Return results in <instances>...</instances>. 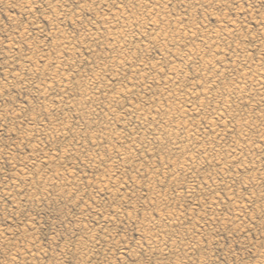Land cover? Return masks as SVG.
I'll list each match as a JSON object with an SVG mask.
<instances>
[{"label": "rangeland", "instance_id": "374dc122", "mask_svg": "<svg viewBox=\"0 0 264 264\" xmlns=\"http://www.w3.org/2000/svg\"><path fill=\"white\" fill-rule=\"evenodd\" d=\"M263 23L264 0H0V264H264Z\"/></svg>", "mask_w": 264, "mask_h": 264}, {"label": "bare ground", "instance_id": "6f19581e", "mask_svg": "<svg viewBox=\"0 0 264 264\" xmlns=\"http://www.w3.org/2000/svg\"><path fill=\"white\" fill-rule=\"evenodd\" d=\"M108 1H109V0H108ZM112 1H114V0H112ZM106 2H107V1H106ZM148 2H149V1H148ZM157 2H158V1H157ZM120 3H121V2H120ZM135 3H136V2H135ZM149 3H150V2H149ZM113 4H114V3H113ZM130 4H131V3H130ZM110 5H111V4H110ZM114 5H115V4H114ZM195 5H196V4H195ZM63 6H64V5H63ZM107 6H108V5H107ZM118 6H120V5L118 4ZM129 6H130V5H129ZM108 7H109V6H108ZM136 7H137V5H136ZM139 7H140V6H139ZM162 7H163V6H162ZM121 8H122V7H121ZM149 8H150V7H149ZM155 8H156V7H155ZM159 8H160V7H159ZM164 8H166V7H164ZM123 9H124V8H123ZM123 9H121V10H123ZM136 9H137V8H136ZM119 11H120V10H119ZM124 11H125V10H124ZM129 11H130V10H129ZM141 11H142V10H141ZM156 11H157V10H156ZM121 12H123V11H121ZM121 12H119V13H121ZM125 12H126V11H125ZM131 12H132V11H130V15H131ZM153 12H155V11H153ZM158 12H159V11H158ZM114 13H115V12H114ZM116 13H117V11H116ZM119 13H118V14H119ZM123 13H124V12H123ZM123 13H122V15H124V16L127 15L126 13H125V14H123ZM133 13H134V12H133ZM148 13H149V12H148ZM151 13H152V12H150L149 14H151ZM165 13H166V12H165ZM167 13H168V12H167ZM140 14H141V13H140ZM140 14H139V15H140ZM149 14H148V15H149ZM158 14H159V13H158ZM158 14H157V15H158ZM122 15H121V16H122ZM132 15H133V14H132ZM134 15H136V14H134ZM134 15H133V16H134ZM141 15H142V14H141ZM153 15H154V14H153ZM116 16H117V15H116ZM119 16H120V15H119ZM124 16H123V17H124ZM128 16H129V13H128ZM133 16H132V17H133ZM137 16H138V15H137ZM151 17H152V16H151ZM129 18H130V17H129ZM129 18H128V17H125L123 24L126 23V22H128V21H129ZM136 18H137V17H136ZM138 18H140V17L138 16ZM155 18H156V17H155ZM105 19H106V18H105ZM132 19H133V18H132ZM149 19H150V18H149ZM158 19H159V18H158ZM165 19H166V18H165ZM171 19H172V18H171ZM188 19H189V18H188ZM112 20H113V19H112ZM122 20H123V19H122ZM126 20H128V21H126ZM130 20H131V19H130ZM134 20H135V19H134ZM138 20H139V19H138ZM162 20H163V18H162ZM144 21H145V20H144ZM154 21H156V20H154ZM154 21H153V22H154ZM172 21H173V20H172ZM190 21H191V20H190ZM135 22H136V20H135ZM139 22H140V21H139ZM149 22H150V21H149ZM179 22H180V21H179ZM182 22H183V21H182ZM185 22H186V21H185ZM200 22H202V21H200ZM110 23H111V22H110ZM129 23H130V21H129ZM140 23H141V22H140ZM186 23H187V22H186ZM121 24H122V23H121ZM123 24H122V27H123ZM177 24H178V23H177ZM201 24H203V23H201ZM234 24H235V23H234ZM263 24H264V23H263ZM131 25H132V23H131ZM179 25H180V24H179ZM192 25H193V24H192ZM225 25H226V24H225ZM107 26H108V25H107ZM128 26L130 27V25H128ZM140 26H141V25H140ZM204 26H205V25H204ZM141 27H142V26H141ZM190 27H191V26H190ZM194 27H195V26H194ZM207 27H208V26H207ZM232 27H233V26H232ZM236 27H237V26H236ZM261 27H262V26H261ZM125 28H126V27H125ZM132 28H133V26H132ZM137 28H138V27H137ZM180 28H181V27H180ZM202 28H203V27H202ZM128 29H131V28H128ZM181 29H182V28H181ZM210 29H211V28H210ZM124 30H125V29H124ZM124 30H123V32H124ZM131 30H132V29H131ZM196 30H197V29H196ZM208 30H209V28H208ZM213 30H214V29H213ZM218 30H219V29H218ZM259 30H260V29H259ZM104 31H105V30H104ZM116 31H117V30H116ZM120 31H121V30H120ZM151 31H152V30H151ZM177 31H178V30H177ZM191 31H192V29H191ZM203 31H204V30H203ZM222 31H223V30H222ZM231 31H232V30H231ZM90 32H91V31H90ZM178 32H179V31H178ZM192 32H193V31H192ZM219 32H220V31H219ZM113 33H114V32H113ZM133 33H134V32H133ZM159 33H160V32H159ZM161 33H162V31H161ZM161 33H160V36L162 37L163 35H162ZM185 33H186V32H185ZM185 33H184V34H185ZM209 33H210V32H209ZM227 33H228V30H227ZM90 34H91V33H90ZM92 34H93V33H92ZM115 34H116V33H115ZM163 34H165V32H163ZM193 34H194V33H193ZM196 34H197V33H196ZM95 35H96V34H95ZM150 35H151V34H150ZM200 35H201V34H200ZM96 36H97V35H96ZM129 36H130V35H129ZM185 36H186V35H185ZM195 36H196V35H195ZM219 36H220V35H219ZM228 36H229V35H228ZM108 37H109V36H108ZM113 37H114V36H113ZM124 37H125V36H124ZM124 37H123V38H124ZM167 37H168V36H167ZM167 37H166V35H165V38H167ZM171 37H172V36H171ZM214 37H216V36H214ZM89 38H90V37H89ZM129 38H130V37H129ZM158 38H159V37H158ZM221 38H222V37H221ZM86 39H88V38H86ZM111 39H112V38H111ZM116 39H117V38H116ZM137 39H138V38H137ZM154 39L156 40L157 38L155 37ZM162 39H164V38H162ZM157 40H158V39H157ZM120 41H121V40H120ZM132 41H133V40H132ZM159 41H160V40H159ZM165 41H166V40H165ZM172 41H173V40H172ZM181 41H182V40H181ZM183 41H184V40H183ZM187 41H188V40H187ZM208 41H210V40H208ZM149 42H150V40H149ZM152 42H153V41H152ZM163 42H164V41H163ZM163 42H162V43H163ZM219 42H220V41H219ZM223 42H224V41H223ZM153 43H154V42H153ZM156 43H157V42H156ZM156 43H155V44H156ZM171 43H172V42H171ZM213 43H214V42H213ZM61 44H62V43H61ZM118 44H119V43H118ZM128 44H130V43H128ZM148 44H149V43H148ZM151 44H152V43H150L149 46H148L147 44H146V45H147V47H150ZM168 44H169V43H168ZM211 44H212V43H211ZM63 45H64V44H63ZM68 45H69V43H68ZM146 45H145V46H146ZM171 45H172V44H171ZM173 45H174V44H173ZM213 45H214V44H213ZM216 45H217V44H216ZM236 45H237V43H236ZM238 45H239V44H238ZM65 46H66V45H65ZM121 46L124 47L123 45H121ZM131 46H132V45H131ZM162 46H163V45H162ZM164 46L167 47L165 44H164ZM184 46H185V45H184ZM199 46H200V45H199ZM233 46H234V45H233ZM118 47H119V46H118ZM118 47H116V48H118ZM147 47H146V48H147ZM235 47H236V46H235ZM68 48H69V47H68ZM124 48H125V47H124ZM140 48H141V47H140ZM156 48H157V47H156ZM196 48H197V47H196ZM201 48H202V47H201ZM239 48H240V46H239ZM244 48H245V47H244ZM244 48H243V49H244ZM61 49H62V48H61ZM70 49H72V48H70ZM233 49H235V48H233ZM145 50H146V49H145ZM163 50H165V49L163 48ZM163 50H162V51H163ZM189 50H190V49H189ZM201 50H202V49H201ZM210 50H211V49H210ZM217 50H218V49H217ZM166 51H167V50H166ZM166 51H165V52H166ZM171 51H172V50H171ZM171 51H170V52H171ZM176 51H177V50H176ZM240 51H241V50H240ZM68 52H69V51H68ZM119 52H120V51H119ZM119 52H118V53H119ZM177 52H178V51H177ZM193 52H194V51H193ZM202 52H203V51H202ZM222 52H223V51H222ZM172 53H173V52H172ZM235 53H236V52H235ZM240 53H241V52H240ZM247 53H248V52H247ZM122 54H123V53H122ZM170 54H171V53H170ZM196 54H197V53H196ZM196 54H195V55H196ZM161 55H162V54H161ZM176 55H177V54H176ZM210 55H211V54H210ZM234 55H235V54H234ZM162 56H163V55H162ZM167 56H169V54H168ZM204 56H205V55H204ZM213 56H214V55H213ZM215 56H216V55H215ZM217 56H218V54H217ZM243 56H244V55H243ZM171 57H172V56H171ZM175 57H176V56H175ZM134 58H135V57H134ZM205 58H206V57H205ZM221 58H222V57H221ZM234 58H235V57H234ZM200 59H201V58H200ZM232 59H233V57H232ZM244 59H245V58H244ZM113 60H114V58H113ZM113 60H112V61H113ZM181 60H182V58H181ZM188 60H189V59H188ZM202 60H203V58H202ZM218 60H221V59H218ZM177 61H178V60H177ZM186 61H187V60H186ZM210 61H211V59H210ZM224 61H225V60H224ZM246 61H247V60H246ZM251 61H252V59L250 60V62H251ZM207 62H208V61H207ZM240 62H241V61H240ZM57 63H58V62H57ZM111 63H112V62H111ZM121 63H122V62H121ZM142 63H143V62H142ZM174 63H175V62H174ZM201 63H203V62H201ZM211 63H212V62H211ZM232 63H233V62H232ZM246 63H247V62H246ZM246 63H245V64H246ZM48 64H49V63H48ZM51 64H52V63H51ZM188 64H189V62H188ZM258 64H259V63H258ZM103 65H104V64H103ZM110 65H111V64H110ZM123 65H124V64H123ZM148 65H149V64H148ZM169 65H170V64H169ZM213 65H214V64H213ZM228 65H229V64H228ZM228 65H227V66H228ZM243 65H244V64H243ZM52 66H53V65H52ZM57 66H58V65H57ZM113 66H114V65H113ZM121 66H122V64H121ZM214 66H215V65H214ZM246 66H247V65H246ZM58 67H60V66H58ZM58 67H57V68H58ZM151 67H152V66H151ZM203 67H204V66H203ZM255 67H256V66H255ZM258 67H259V66H258ZM97 68H98V67H97ZM149 68H150V66H149ZM176 68H177V67H176ZM206 68H207V67H206ZM234 68H235V67H234ZM243 68H244V67H243ZM247 68H248V67H247ZM30 69H31V68H30ZM30 69H29V70H30ZM135 69H136V68H135ZM137 69H139V68H137ZM152 69H153V68H152ZM170 69H171V68H170ZM172 69H174V66H173ZM203 69H204V68H203ZM207 69H208V68H207ZM218 69H219V68H218ZM232 69H233V68H232ZM31 70H32V69H31ZM104 70H105V69H104ZM161 70H162V69H161ZM197 70H198V69H197ZM210 70H211V69H210ZM241 70H242V69H241ZM248 70H250V69H248ZM248 70H246V71H247V72H251V71H248ZM257 70H259V68H258ZM260 70H261V69H260ZM158 71H159V70H158ZM171 71H173V70H171ZM171 71L169 72V74H170V73H171V74L173 73V72H171ZM175 71H176V70H175ZM180 71H181V70H180ZM206 71H207V70H206ZM244 71H245V70H244ZM244 71H242V72H244ZM261 71H262V70H261ZM263 71H264V70H263ZM100 72H101V71H100ZM182 72H183V71H182ZM204 72H205V71H204ZM216 72H217V69H216ZM230 72H232V71H230ZM237 72H238V71H237ZM247 72H246V73H247ZM252 72H253V70H252ZM97 73H98V72H97ZM223 73H224V72H223ZM227 73H228V72H227ZM234 73H235V72H233V74H234ZM246 73H245V75H246ZM254 73H255V72H254ZM160 74H161V73H160ZM171 74H170V76H171ZM176 74H177V73H176ZM210 74H211V73H210ZM214 74H215V73H214ZM221 74H222V73H221ZM247 74H248V73H247ZM250 74L252 75V73H250ZM250 74H249V76H250ZM256 74H259V73L257 72ZM262 74H263V73H261L260 75H262ZM96 75H97V74H96ZM174 75H175V74H174ZM174 75H173V76H174ZM185 75H186V74H185ZM206 75H207V74H206ZM211 75H212V74H211ZM222 75H223V74H222ZM253 75H254V74H253ZM253 75H252V76H253ZM100 76H101V75H100ZM170 76H168V79H170ZM212 76H214V75H212ZM219 76H220V74H219ZM257 76H258V75H257ZM257 76H256V77H257ZM161 77H162V76H161ZM163 77H164V76H163ZM174 77H176V75H175ZM207 77H208V76H207ZM216 77H217V76H216ZM222 77H223V76H222ZM222 77H220V78H222ZM241 77H242V76H241ZM250 77H251V76H250ZM254 77H255V76H254ZM259 77H260V76H259ZM97 78H98V77H97ZM177 78H178V77H177ZM180 78H181V77H179V79H180ZM184 78H185V77H184ZM236 78H237V77H236ZM245 78H247V77L245 76ZM251 78H252V77H251ZM173 79H174V78H173ZM208 79H209V78H208ZM217 79H218V78H217ZM243 79H244V78H243ZM243 79H242V80H243ZM248 79H249V78H248ZM256 79H257V78H256ZM88 80H89V79H88ZM94 80H96V79L94 78ZM185 80H186V79H185ZM244 80L247 81V79H244ZM252 80H253V79H252ZM168 81H169V80H168ZM186 81H187V80H186ZM218 81H219V80H218ZM229 81H230V83L233 84V82H231V80H229ZM237 81H238V80H237ZM258 81H259V80H258ZM258 81H257V82H258ZM163 82H164V81H163ZM171 82H172V80H171ZM212 82H213V81H212ZM239 82H240V81H239ZM239 82H238V83H239ZM260 82H261V81H260ZM93 83H94V81H93ZM194 83H195V82H194ZM216 83H217V81H216ZM241 83H242V82H241ZM250 83H251V82H250ZM258 83H259V82H258ZM262 83H263V82H262ZM177 84H178V83H177ZM235 84H236V83H235ZM263 84H264V83H263ZM49 85H51V84H49ZM93 85H94V84H93ZM93 85H92V86H93ZM167 85H168V84H167ZM179 85H181V84H179ZM239 85H242V84H239ZM239 85H237V87H239ZM255 85H256V84H255ZM255 85L253 84L254 87H255ZM86 86H87V85H86ZM164 86H165V85H164ZM193 86H194V85H193ZM205 86H206V85H205ZM216 86H217V85H216ZM259 86H260V85H259ZM93 87H94V86H93ZM166 87H167V86H166ZM166 87H165V88H166ZM244 87L246 88V86H244V84H243L242 89H243ZM88 88H89V87H88ZM165 88H164V90H165ZM231 88H232V87H231ZM249 88H250V87H249ZM259 88H260V87H259ZM42 89H43V87H42ZM193 89H194V88H193ZM236 89H237V88H236ZM260 89H261V88H260ZM92 90H93V89H92ZM167 90H169V89H167ZM195 90H196V89H195ZM197 90H198V89H197ZM221 90H222V89H221ZM244 90H245V91H247V90L249 91V89H244ZM42 91H43V90H42ZM173 91H174V89H173ZM187 91H188V90H187ZM190 91H191V90H190ZM190 91H189V92H190ZM230 91H231V90H230ZM236 91H237V90H236ZM238 91H239V89H238ZM92 92H93V91H92ZM92 92H91V93H92ZM116 92H117V91H116ZM122 92H124V91H122ZM161 92H162V91H161ZM174 92H177V91H174ZM180 92H182V91H180ZM206 92H207V91H206ZM232 92H233V90H232ZM232 92H231V93H232ZM243 92H244V91H243ZM257 92H258V91H257ZM263 92H264V90H263ZM84 93H85V92H84ZM89 93H90V92H89ZM168 93H169V92H168ZM183 93H184V92H183ZM197 93H198V92H197ZM204 93H205V92H204ZM213 93H214V92H213ZM219 93H220V92H219ZM236 93H237V92H236ZM236 93H235V94H236ZM87 94H88V93H87ZM117 94H118V92H117ZM117 94H116V95H117ZM122 94H123V93H122ZM124 94H125V93H124ZM165 94H166V93H165ZM187 94H188V92H187ZM187 94H186V95H187ZM216 94H217V93H216ZM228 94H229V93H228ZM238 94H241V93H238ZM114 95H115V94H114ZM171 95H172V94H171ZM229 95H230V94H229ZM247 95H248V93H247ZM249 95H250V94H249ZM198 96H199V94H198ZM205 96H206V95H205ZM236 96H237V95H236ZM240 96H241V95H240ZM170 97H171V96H170ZM177 97H178V96H177ZM200 97H201V96H200ZM230 97H232V96H230ZM238 97H239V96H238ZM242 97H244V96L242 95ZM242 97H241V98H242ZM256 97H257V96H256ZM93 98H96V97L93 96ZM167 98H168V97H167ZM167 98H166V100H167ZM179 98H180V97H179ZM195 98H196V96H195ZM222 98H223V97H222ZM261 98H262V97H261ZM98 99H99V98H97V100H98ZM198 99H199V98H198ZM233 99H234V98H233ZM238 99H240V98H238ZM242 99H243V98H242ZM242 99H241V100H242ZM86 100H87V99H86ZM95 100H96V99H95ZM95 100H94V101H95ZM158 100H159V99H158ZM207 100H209V99H207ZM220 100H221V99H220ZM241 100H240V101H241ZM261 100H262V99H261ZM89 101H90V100H89ZM108 101H110V99H109ZM189 101H190V100H189ZM191 101H192V100H191ZM225 101H226V100H225ZM242 101H243V100H242ZM262 101H263V100H262ZM87 102H88V100H87ZM90 102H91V101H90ZM92 102H93V101H92ZM105 102H106V101H105ZM173 102H174V101H173ZM215 102H216V101H215ZM217 102H218V101H217ZM263 102H264V101H263ZM88 103H89V102H88ZM153 103H154V102H153ZM177 103H178V102H177ZM195 103H196V102H195ZM220 103H221V101H220ZM223 103H224V102H223ZM228 103H229V102H228ZM228 103H227V104H228ZM232 103H233V102H232ZM241 103H242V102H241ZM241 103H240V104H241ZM99 104H100V103H99ZM147 104H148V103H147ZM154 104H155V103H154ZM157 104H158V103H157ZM199 104L202 105L203 103H200V102H199ZM199 104H198V106H199ZM212 104H213V102H212ZM236 104H237V103H235V105H236ZM104 105H106V104H104ZM107 105H108V104H107ZM150 105H151V104H150ZM168 105H169V104H168ZM189 105H190V104H189ZM208 106H209V105H208ZM211 106H212V105H211ZM211 106H210V107H211ZM219 106H220V105H219ZM232 106H233V105H232ZM88 107H89V106H88ZM130 107H131V106H130ZM139 107H141V106H139ZM180 107H181V106H180ZM215 107H216V104H215ZM227 107H228V106H226V108H227ZM93 108H94V107H93ZM100 108H101V107H100ZM109 108H110V107H109ZM109 108H107V109L109 110ZM197 108H198V107H197ZM221 108H222V107H221ZM229 108H231V107H229ZM94 109H95V108H94ZM143 109H144V108H143ZM149 109H150V108H149ZM149 109H148V110H149ZM162 109H163V108H162ZM188 109H189V108H188ZM191 109H192V108H191ZM202 109H203V108H202ZM235 109H236V107H235ZM235 109H234V110H235ZM135 110H137V108H135ZM140 110H141V109H140ZM146 110H147V109H145L144 111H146ZM173 110H174V109H173ZM181 110H182V109H181ZM194 110L197 111V109H194ZM194 110L192 111V114H194ZM211 110H212V109H211ZM224 110H225V109H224ZM142 111H143V110H142ZM149 111H150V110H149ZM177 111H178V110H177ZM186 111H187V110H186ZM189 111H190V110H189ZM206 111H207V110H206ZM222 111H223V110H222ZM104 112H105V111H104ZM125 112H126V111H125ZM150 112H151V111H150ZM168 112H169V111H168ZM168 112H167V113H168ZM200 112H201V111H200ZM217 112H218V111H217ZM220 112H221V111H220ZM226 112H227V111H226ZM237 112H238V110H237ZM88 113H89V112H88ZM133 113H134V112H133ZM138 113H139V112H138ZM148 113H149V112H148ZM156 113H157V112H156ZM158 113H159V112H158ZM174 113H175V112H174ZM196 113H197V112H196ZM209 113H210V112H209ZM215 113H216V112H215ZM221 113H222V112H221ZM223 113H225V111H224ZM262 113H263V112H262ZM139 114H140V113H139ZM143 114H144V112H143ZM149 114H150V113H149ZM175 114H176V113H175ZM219 114H220V113H219ZM246 114H247V113H246ZM259 114H260V113H259ZM107 115H108V114H107ZM137 115H138V114H137ZM137 115H136V116H137ZM156 115H157V114H156ZM156 115H155V116H156ZM196 115H198V114H196ZM199 115H200V114H199ZM225 115H226V114H225ZM249 115H250V114H249ZM263 115H264V114H263ZM128 116H129V115H128ZM148 116H149V115H148ZM170 116H171V115H170ZM210 116H211V115H210ZM222 116H223V115H222ZM237 116H238V113H237ZM247 116H248V114H247ZM105 117H106V116H105ZM146 117H147V116H146ZM150 117H151V115H150ZM152 117H154V115H153ZM176 117H177V116H176ZM194 117H195V116H194ZM212 117H213V115H212ZM258 117H259V116H258ZM112 118H113V117H112ZM147 118H148V117H147ZM155 118H156V117H155ZM162 118L164 119V117H162ZM219 118H222V117H219ZM115 119H116V118H115ZM152 119H153V118H152ZM152 119H151V120H152ZM217 119H218V116H217ZM222 119H224V116H223ZM231 119H232V118H231ZM146 120H147V119H146ZM219 120H220V119H219ZM226 120L228 121V119H226ZM235 120H236V119H235ZM247 120H248V119H247ZM183 121H184V120H183ZM185 121H186V120H185ZM206 121H207V120H206ZM210 121H211V120H210ZM230 121H231V120H230ZM241 121H242V118H241V120H240V123H241ZM252 121H253V120H252ZM111 122H112V121H111ZM143 122H144V120H143ZM168 122H169V121H168ZM174 122H176V121H174ZM208 122H209V121H208ZM213 122H214V121H213ZM223 122H224V121H223ZM242 122H243V121H242ZM246 122H248V121H246ZM154 123H155V122H154ZM185 123H186V122H185ZM192 123H193V122H192ZM216 123H217V122H216ZM224 123H225V122H224ZM244 123H245V122H244ZM248 123H249V122H248ZM147 124H148V123H147ZM159 124H160V123H159ZM170 124H171V123H170ZM207 124H208V123H207ZM255 124H256V123H255ZM136 125H137V124H136ZM181 125H182V124H181ZM199 125H200V124H199ZM210 125H212V123H211ZM213 125H214V124H213ZM236 125H237V124H236ZM238 125H239V123H238ZM245 125H247V124H245ZM249 125H250V124H249ZM253 125H254V123H253ZM253 125H252V126H253ZM173 126H174V125H173ZM205 126H207V125H205ZM240 126H241V125H240ZM240 126H239V127H240ZM247 126H248V125H247ZM141 127H142V126H141ZM152 127H153V126H152ZM169 127H170V125H169ZM175 127H176V126H175ZM178 127H179V126H178ZM178 127H177V129H178ZM212 127H213V126H212ZM232 127H233V125H232ZM102 128H103V127H102ZM171 128H172V127H171ZM234 128H235V127H234ZM260 128H261V127H260ZM151 129H152V128H151ZM161 129H162V128H161ZM164 129H165V128H164ZM168 129H169V128H168ZM198 129H199V128H198ZM210 129H211V128H210ZM242 129H243V128H242ZM258 129H259V128H258ZM261 129H262V128H261ZM103 130H104V129H103ZM175 130H176V129H175ZM178 130H179V129H178ZM178 130H177V131H178ZM191 130H192V129H191ZM195 130H196V129H195ZM200 130H201V129H200ZM237 130H238V129H237ZM243 130H244V129H243ZM158 131H159V130H158ZM168 131H170L171 133L173 132V131H171L170 129H169ZM224 131H225V130H224ZM230 131H231V130H230ZM249 131H250V130H249ZM96 132L98 133V130H97ZM161 132H162V131H161ZM170 132H169V133H170ZM194 132H195V131H194ZM204 132H205V131H204ZM225 132H226V131H225ZM225 132H224V133H225ZM232 132H233V131H232ZM242 132H243V131H242ZM151 133H152V132H151ZM154 133H155V132H154ZM159 133H160V131H159ZM167 133H168V132H167ZM173 133H174V132H173ZM175 133H176V131H175ZM189 133H190V132H189ZM209 133H210V132H209ZM239 133H240V132H239ZM245 133H246V131H245ZM247 133H248L247 135H249V132H248V131H247ZM252 133H253V132H252ZM193 134H194V133H193ZM262 134H263V133H262ZM166 135H167V134H166ZM194 135H195V134H194ZM244 135H246V134H244ZM244 135H243V136H244ZM93 136H94V134H93ZM186 136H187V135H186ZM189 136H190V135H189ZM239 136H240V135H239ZM141 137H142V136H141ZM145 137H146V136H145ZM150 137H151V136H150ZM180 137H181V136H180ZM205 137H206V136H205ZM215 137H216V136H215ZM245 137H246V136H245ZM253 137H254V136H253ZM94 138H95V137H94ZM105 138H106V137H105ZM164 138H165V137H164ZM176 138H178V137H176ZM189 138H190V137H189ZM195 138H197V137H195ZM209 138H210V137H209ZM249 138H250V137H249ZM249 138H248V139H249ZM255 138H256V137H255ZM260 138H261V137H260ZM262 138H263V137H262ZM110 139H111V138H110ZM170 139H171V138H170ZM182 139H183V138H182ZM186 139H187V138H186ZM197 139H198V138H197ZM221 139H223V137H222ZM232 139H233V138H232ZM232 139H231V140H232ZM239 139H240V138H239ZM242 139H244V137H243ZM105 140H106V139H105ZM141 140H142V139H141ZM184 140H185V139H184ZM188 140H190V139H188ZM200 140H201V139H200ZM261 140H262V139H260V141H261ZM159 141H160V140H159ZM175 141H176V140H175ZM154 142H155V141H154ZM185 142H186V141H185ZM223 142H224V141H223ZM258 142H259V141H258ZM261 142H262V141H261ZM263 142H264V141H263ZM263 142H262V143H263ZM39 143H40V142H39ZM143 143H144V142H143ZM159 143H160V142H159ZM213 143H214V142H213ZM144 144H145V143H144ZM206 144H207V143H206ZM229 144H230V142H229ZM243 144H244V143H243ZM259 144H260V143H259ZM40 145H41V143H40ZM139 145H140V144H139ZM173 145H174V144H173ZM178 145H179V144H178ZM187 145H188V143H187ZM190 145L193 146L192 143H191ZM196 145H197V144H196ZM196 145H195V146H196ZM237 145H238V144H237ZM249 145H251L250 142H249ZM263 145H264V144H263ZM137 146H138V145H137ZM175 146H176V145H175ZM209 146H210V145H209ZM214 146H215V145H214ZM241 146H242V145H241ZM241 146H239V147L241 148ZM112 147H113V146H112ZM185 147H186V145H185ZM198 147H199V146H198ZM210 147H211V146H210ZM231 147H232V146H231ZM260 147H264V146H260ZM135 148H136V147H135ZM176 148H177V147H176ZM183 148H184V146H183L182 148H180V146H179V149H182V150H183ZM212 148H213V147H212ZM232 148H233V147H232ZM235 148H236V147H235ZM240 148H238V149H240ZM242 148H243V147H242ZM139 149H140V148H139ZM174 149H175V148H174ZM217 149H218V148H217ZM236 149H237V148H236ZM258 149H259V145H258ZM260 149H261V148H260ZM260 149H259V150H260ZM110 150H111V149H110ZM144 150H145V149H144ZM144 150H143V151H144ZM194 150H195V149H194ZM224 150H225V149H224ZM242 150H243V149H242ZM244 150H245V149H244ZM248 150H249V149H248ZM248 150H247V151H248ZM31 151H32V150H30V152H31ZM118 151H119V150H118ZM215 151H216V150H215ZM225 151H226V150H225ZM238 151H239V150H238ZM253 151H254V150H253ZM68 152H69V151H68ZM110 152H111V151H110ZM180 152H181V151H180ZM66 153H67V152H66ZM130 153H132V152H130ZM112 154H113V153H112ZM122 154H123V153H122ZM184 154H185V153H184ZM190 154H191V152H190ZM31 155H32V154H31ZM99 155H100V154H99ZM188 155H189V154H188ZM258 155H259V154H258ZM192 156H193V155H192ZM235 156H236V155H235ZM241 156H242V155H241ZM34 157H35V156H34ZM120 157H121V156H120ZM196 157H197V156H196ZM213 157H214V156H213ZM91 158H92V157H91ZM101 158H102V157H101ZM130 158H131V157H130ZM180 158H181V157H180ZM185 158H186V157H185ZM210 158H211V157H210ZM214 158H215V157H214ZM225 158H226V157H225ZM236 158H237V157H236ZM238 158H239V157H238ZM248 158H249V157H248ZM41 159H42V157H41ZM183 159H184V158H183ZM190 159H191V158H190ZM43 160H44V159H43ZM45 160H47V159H45ZM45 160H44V162H45ZM111 160H112V159H111ZM122 160H123V159H122ZM187 160H188V159H187ZM191 160H193V159H191ZM194 160H195V159H194ZM200 160H201V159H200ZM215 160H216V159H215ZM233 160H234V159H233ZM252 160H253V159H252ZM32 161H33V160H32ZM211 161H212V159H211ZM227 161H228V160H227ZM229 161H230V160H229ZM244 161H245V160H244ZM36 162H37V161H36ZM36 162H35V163H36ZM44 162H43V163H44ZM193 162H194V161H193ZM197 162H198V161H197ZM199 162H200V161H199ZM202 162H203V161H202ZM245 162H246V161H245ZM94 163H95V161H94ZM96 163H97V162H96ZM117 163H118V162H117ZM216 163H217V162H216ZM218 163H219V162H218ZM231 163H232V162H231ZM231 163H230V164H231ZM246 163H247V162H246ZM258 163H259V162H258ZM26 164H27V163H26ZM45 164H46V163H45ZM98 164H100V163H98ZM182 164H183V163H182ZM190 164H192V163H190ZM210 164H211V163H210ZM228 164H229V163H228ZM243 164H244V163H243ZM109 165H110V164H109ZM115 165H116V164H115ZM193 165H194V164H193ZM204 165H205V164H204ZM95 166H96V165H95ZM97 166H98V165H97ZM116 166H117V165H116ZM181 166H182V165H181ZM185 166H186V165H185ZM225 166H226V165H225ZM225 166H223V167H225ZM248 166H250V165H248ZM177 167H178V166H177ZM212 167H213V166H212ZM216 167H217V166H216ZM229 167H230V166H229ZM257 167H258V166H257ZM34 168H35V167H34ZM186 168H187V167H186ZM221 168H222V167H221ZM236 168H237V167H236ZM21 170H22V169H21ZM28 170H29V169H28ZM146 170H147V169H146ZM194 170H195V169H194ZM221 170H222V169H221ZM246 170H247V167H246ZM176 171H177V170H176ZM216 171H217V170H216ZM141 172H142V171H141ZM224 172H225V171H224ZM26 173H27V172H26ZM28 173H29V172H28ZM142 173H143V172H142ZM146 173H147V172H146ZM153 173H154V172H153ZM179 173H180V172H179ZM218 173H219V172H218ZM222 173H223V172H222ZM144 174H145V173H144ZM256 174H257V173H256ZM23 175H24V174H23ZM152 175H153V174H152ZM170 175H171V174H170ZM141 176H142V175H141ZM148 176H149V175H148ZM173 176H174V175H173ZM142 177H143V176H142ZM145 177H146V176H145ZM154 177H155V176H154ZM28 178H29V177H28ZM99 178H100V177H99ZM111 178H112V177H111ZM115 178H116V177H115ZM148 178H150V177H148ZM152 178H153V177H152ZM225 178H226V177H225ZM227 178H228V177H227ZM113 179H114V178H113ZM113 179H112V180H113ZM220 179H221V178H220ZM112 180H111V181H112ZM148 180H149V179H148ZM151 180H152V179H151ZM115 181H116V180H115ZM120 181H121V180H120ZM149 181H150V180H149ZM108 182H109V181H108ZM222 182H223V181H222ZM100 183H101V182H100ZM105 183H106V181L104 182V184H105ZM118 183H119V182H117V184H118ZM133 183H134V182H133ZM150 183H151V182H150ZM154 183H155V182H154ZM110 184H111V182H110ZM119 184H120V183H119ZM138 184H139V182H138ZM138 184H137V185H138ZM142 184H143V183H142ZM144 184H145V183H144ZM183 184H184V183H183ZM217 184H218V183H217ZM98 185H100V184H98ZM152 185H153V184H152ZM222 185H223V184H222ZM100 186H101V185H100ZM106 186H107V185H106ZM108 186H109V185H108ZM146 186H147V185H146ZM219 186H220V185H219ZM100 189H101V188H100ZM113 189H114V188H113ZM147 189H148V188H147ZM217 189H218V188H217ZM96 190H97V189H96ZM150 190H151V189H150ZM193 190H194V188H193ZM214 190H215V189H214ZM98 191H99V190H98ZM101 191H103V190H101ZM106 191H107V190H106ZM152 191H153V189H152ZM2 192H3V191H2ZM191 192H192V191H191ZM99 193H100V191H99ZM104 193H105V192H104ZM109 193H111V192H109ZM115 193H116V190H115ZM128 193H129V192H128ZM149 193H150V192H149ZM155 193H156V192H155ZM105 194H106V193H105ZM129 194H130V193H129ZM153 194H154V193H153ZM115 195H116V194H115ZM117 195H118V194H117ZM149 195H150V194H149ZM156 195H157V193H156ZM123 197H124V196H123ZM160 200H161V199H160ZM160 202H161V201H160ZM153 203H154V201H153ZM155 203H156V202H155ZM157 203H158V202H157ZM164 206H165V205H164ZM167 212H168V211H167ZM167 212H166V213H167ZM237 212H238V211H237ZM171 213H172V212H171ZM168 215H169V214H168ZM171 215H172V214H171ZM146 216H147V215H146ZM146 216H145V217H146ZM153 216H154V215H153ZM159 216H160V215H159ZM166 217H167V216H166ZM151 218H152V217H151ZM103 219H104V218H103ZM112 220H113V219H112ZM147 220H148V218H147ZM149 220H150V219H149ZM173 220H174V219H173ZM102 221H103V220H102ZM102 221H101V222H102ZM164 221H165V220H164ZM106 222H107V221H106ZM153 222H154V221H153ZM174 222H175V221H174ZM180 222H181V221H180ZM145 223H146V222H145ZM145 223H144V224H145ZM149 223H150V222H149ZM141 224H143V223H141ZM168 224H169V223H168ZM150 225H151V224H150ZM152 225H153V224H152ZM157 225H158V224H157ZM159 225H160V224H159ZM102 226H103V225H102ZM143 226H144V225H143ZM145 226H146V224H145ZM160 226H161V225H160ZM171 226H172V225H171ZM150 227H151V226H150ZM139 228H140V227H139ZM140 229H141V228H140ZM156 229H157V228H156ZM189 229H190V228H189ZM141 230H142V229H141ZM157 230H158V229H157ZM155 233H156V232H155ZM165 233H166V231H165ZM0 234H1V233H0ZM150 234H151V233H150ZM150 234H149V235H150ZM159 234H160V233H159ZM175 234H176V233H175ZM142 235H143V234H142ZM152 235H153V234H152ZM187 235H188V234H187ZM139 236H140V235H139ZM154 236H155V235H154ZM154 236H153V238H154ZM167 236H168V235H167ZM171 236H172V235H171ZM3 237H4V236H3ZM155 238H156V237H155ZM167 238H168V237H167ZM172 238H173V237H172ZM193 238H194V236H193ZM148 239H150V238L148 237ZM165 239H166V238H165ZM199 239H200V238H199ZM0 240H1V239H0ZM146 240H147V239H146ZM153 240H154V239H153ZM153 240H150V241H153ZM91 241H92V239H91ZM157 241H158V240H157ZM157 241H156V239H155L154 242L157 243ZM160 241H161V240H160ZM160 241H158V243H159ZM154 242H153V244H154ZM161 242H162V241H161ZM170 242H171V241H170ZM185 243H186V242H185ZM153 244H152V245H153ZM164 244H166V243H164ZM157 245H158V244H157ZM166 245H167V244H166ZM158 246H159V245H158ZM168 246H169V245H168ZM168 246H167V247H168ZM172 246H173V244H172ZM193 246H194V245H193ZM91 247H92V246H91ZM159 247H160V246H159ZM167 247H166V249H167ZM152 248H153V246H152ZM162 248H164V245L162 246ZM175 248H176V247H175ZM186 248H187V247H186ZM86 249H87V248H86ZM92 249H93V248H92ZM154 249H155V247H154ZM159 249H161V248H159ZM190 249H191V248H190ZM28 250H30V249H28ZM90 250H91V249H90ZM151 250H152V249H151ZM173 250H175V249H173ZM184 250H185V249H184ZM184 250H183V251H184ZM87 251H88V250H87ZM170 251H171V250H170ZM88 252H89V251H88ZM187 252H188V251H187ZM17 253H19V252H17ZM161 253H162V252H161ZM165 253H166V251H165ZM20 254H21V253H20ZM152 254H153V252H152ZM171 254H172V253H171ZM184 254H185V253H184ZM89 256H90V255H89ZM167 256H168V254H167ZM178 256H179V255H178ZM261 256H262V255H261ZM171 257H172V256H171ZM176 257H177V256H176ZM191 257H192V256H191ZM83 258H84V257H83ZM261 258H262V257H261ZM14 259H15V258H14ZM22 259H23V258H22ZM163 259H164V258H163ZM170 259H171V258H170ZM174 259H175V258H174ZM182 259H183V258H182ZM185 259H186V258H185ZM178 260H179V259H178ZM187 260H188V259H187ZM263 260H264V259H263ZM13 261H14V260H13ZM168 261H169V260H168ZM179 261H180V260H179ZM261 261H262V260H261ZM15 262H16V261H15ZM180 263H182V262H180ZM260 263H261V262H260ZM255 264H257V263H255ZM261 264H262V263H261Z\"/></svg>", "mask_w": 264, "mask_h": 264}]
</instances>
